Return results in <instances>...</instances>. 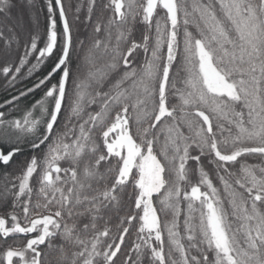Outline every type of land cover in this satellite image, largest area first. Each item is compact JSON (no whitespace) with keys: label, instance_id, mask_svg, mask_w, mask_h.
<instances>
[{"label":"snow or ice","instance_id":"snow-or-ice-1","mask_svg":"<svg viewBox=\"0 0 264 264\" xmlns=\"http://www.w3.org/2000/svg\"><path fill=\"white\" fill-rule=\"evenodd\" d=\"M17 7L0 0V74L14 84L30 55L29 75L58 46L59 54L32 88L6 101L46 87L22 118L0 110V164L26 145L34 153L46 145L20 175L3 173L0 207L10 201L12 211L0 214V264H264V0H109L102 8L110 15L98 19V0H86L84 20L80 4L74 16L92 31L87 48L79 41L83 73L71 66L64 0H45L42 47L33 34L38 16L26 20ZM136 24L145 29L140 42ZM26 31L16 63L13 45ZM139 50L146 59L137 65ZM181 73L177 87L173 74ZM251 156L261 163L242 162ZM17 234L31 238L8 244Z\"/></svg>","mask_w":264,"mask_h":264},{"label":"trees","instance_id":"trees-1","mask_svg":"<svg viewBox=\"0 0 264 264\" xmlns=\"http://www.w3.org/2000/svg\"><path fill=\"white\" fill-rule=\"evenodd\" d=\"M14 4H17L18 7L14 9V13H18L20 11H23L25 14V19L28 20L29 14L34 13L38 16V25L35 28V31L33 32L34 35H36L38 39V47H42L44 40L46 39V29H47V13H46V8H45V0H32V7H24L21 8L20 5H25L27 6L28 0H13ZM109 3V0H98V7L96 9L97 15L94 16V19H98L100 15L102 14L104 18H107L108 15H110V11L103 10L102 4H107ZM65 8L66 11L68 12V17L70 24L72 26L73 30V43H74V51L72 53V59H71V66L73 71L75 72L78 68L80 69V72L83 73L85 69L84 61L82 59L83 57V51L79 47V41L83 40L85 42L84 46L85 48L88 47L90 43V39L92 36V31H91V25H88L85 27L83 23H76L74 21V16L76 15L75 8L78 4H80L81 7V12H80V20H84V16L86 14V0H64ZM131 26V25H130ZM62 30V24L59 21V17L57 15V31L60 32ZM145 29L143 28L142 25L136 24L134 26V31L132 33V39L136 40L137 42H140L142 39V35L144 33ZM103 35V34H101ZM29 38L28 32H23L22 33V42L17 46L13 45V54L11 59L14 60L16 63L19 62L18 57L23 56L25 52L24 48V41H27ZM59 54V46L56 50V53L50 58H45L44 62L37 68L35 69L30 75L28 74V68L31 67L32 64L36 63V54L34 53L33 55H30L28 57L29 63L22 69L21 73L19 74V77L17 81L14 84H10L8 79H5L3 74H0V110L5 111L8 114V118H22L25 112L29 109H31L32 105L41 97L43 96L44 92L46 91V87H41L38 89H34L33 92L28 93L27 96L21 97L18 101L13 102L11 105L7 104L6 101H9L12 99L13 96H18L20 91H25L28 88H32L34 84H36L40 79H42L48 71H50L51 67L53 66L54 62L57 59V56ZM150 55V53L148 54ZM134 60L135 64H143V62L146 59V55L143 52V50H139L134 57H132ZM3 64V59L0 58V65ZM182 76L183 74L181 73L180 76H176L173 74V79L177 81V87H182ZM58 77L53 78L51 83H56V80ZM50 86V84L48 85ZM102 90L106 91L107 86H105ZM72 97V92H71V82L68 85V92L67 96L63 105V109L61 114L58 117L57 124L55 125V128L57 130H60L63 127V124L65 122V117L67 114L68 106L70 103ZM173 103H178V98L173 96L171 97ZM52 101L49 100V105L51 106ZM99 110V101L97 104L92 105L89 109V111H97ZM35 116H39L40 112L39 110L35 111L34 113ZM40 131H43V125L40 126ZM132 131H135V125L132 126ZM98 133H94V135H97ZM46 151V145L41 146L39 150H37L35 153L29 146L24 147V151L20 154H17L16 156L13 157L12 161L5 167L4 165L0 164V192L3 191L4 188V180H3V173L4 172H9L11 173V176L9 179H11L12 176H18L21 174L23 167L26 165V163L30 160L32 155H36L38 158H42L43 153ZM193 155H196V152L192 153ZM242 162H247L249 164H257L261 163V158L258 156H251V157H246L245 161ZM190 166L195 169L196 165L194 162H189ZM62 166H65L62 163ZM205 170L209 172V176L211 179H213V183L218 187L222 189V185L219 184L218 180L216 179L215 176V171L213 169V165L208 164L206 161L204 162ZM236 170V169H233ZM223 174V173H221ZM190 180L192 183H197L198 182V175L196 173H193L190 177ZM34 188H38V185L35 184V181H33ZM183 188L186 190H190V185L189 184H184ZM202 190H204L202 188ZM34 202H35V196H34ZM154 204L157 206L159 209V203H158V198L154 197ZM227 206V205H226ZM182 209L186 208V203L182 201L181 203ZM12 207L11 203L9 201V204L0 207V214H4L7 212H11ZM18 215H19V209L16 210ZM183 215L184 213L182 212L181 214V222L183 220ZM161 219L162 221L167 219H171V214L164 216L161 214ZM112 225L116 223L115 219L112 220ZM100 225L103 226V221H100ZM133 229V233H134ZM115 235V231L112 233ZM28 238H31V234L28 236H25L24 234H17L11 238L8 239L7 243L11 244L12 246H19L23 247L24 244H26V240ZM43 247V246H42ZM5 248L4 244V238L0 237V251H3ZM53 257L57 255L56 253L52 254ZM50 257L45 256L44 259L47 261ZM123 259V257H121Z\"/></svg>","mask_w":264,"mask_h":264}]
</instances>
